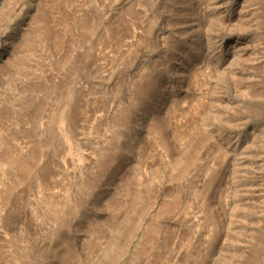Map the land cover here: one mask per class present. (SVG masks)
<instances>
[{
  "label": "rangeland",
  "instance_id": "374dc122",
  "mask_svg": "<svg viewBox=\"0 0 264 264\" xmlns=\"http://www.w3.org/2000/svg\"><path fill=\"white\" fill-rule=\"evenodd\" d=\"M0 264H264V0H0Z\"/></svg>",
  "mask_w": 264,
  "mask_h": 264
}]
</instances>
